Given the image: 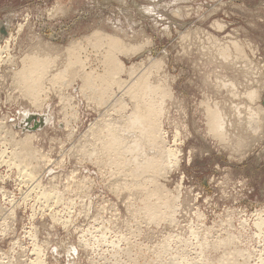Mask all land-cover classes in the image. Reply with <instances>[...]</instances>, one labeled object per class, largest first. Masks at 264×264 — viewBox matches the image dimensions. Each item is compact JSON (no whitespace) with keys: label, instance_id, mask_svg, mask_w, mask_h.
I'll list each match as a JSON object with an SVG mask.
<instances>
[{"label":"rangeland","instance_id":"1","mask_svg":"<svg viewBox=\"0 0 264 264\" xmlns=\"http://www.w3.org/2000/svg\"><path fill=\"white\" fill-rule=\"evenodd\" d=\"M96 30L139 47L117 53L124 68L119 80L132 79L131 66L134 75L150 70V84L169 89L155 92V102L165 95L155 122L177 164L165 158L160 172L131 179L134 157L130 163L125 158L132 154L117 153L130 164L120 160L127 168L120 170L112 154L101 152L108 138L100 136L124 122L133 99L115 84L100 93L108 67L104 47L87 39ZM72 43L82 44L73 59L66 50ZM0 49V264H37L38 257L45 264H264V0H0ZM30 53L54 61L42 81L39 109L17 75ZM75 53L84 58L80 68ZM154 60L158 67L149 68ZM75 65L79 73L52 86L57 70L74 71ZM82 70H94L91 88L81 89ZM115 94L127 102L118 113L111 104ZM206 109L221 113L224 135L210 132ZM33 114L48 121L31 130L24 125ZM25 134L34 149L26 159L31 178L20 169L25 160L11 155ZM156 146L149 155L161 142ZM153 178L173 201L155 219L145 204L164 200L147 193Z\"/></svg>","mask_w":264,"mask_h":264},{"label":"bare ground","instance_id":"2","mask_svg":"<svg viewBox=\"0 0 264 264\" xmlns=\"http://www.w3.org/2000/svg\"><path fill=\"white\" fill-rule=\"evenodd\" d=\"M17 31V30H16ZM85 38V37H84ZM87 39H94V40H96V44H99V45H97V46H101V47H104L103 49H105L106 50V53H105V56H101L102 55V53H101V55H99V56H101V57H104L105 59H104V62H105V64H107V65H105V67L107 66L108 67V69H105L106 70V72H105V75L104 76H101L100 77V75H102V74H100L99 76H98V74H96V76L97 77H99V78H97L98 80L101 78L103 81V83L102 84H105V88L103 87H101V83H99V84H101V85H99L98 87H100L99 89V91H101L100 93H102L103 91H104V89L105 90H107V88H108V86H110V87H112L111 85H113V84H115V85H117V90L119 91L120 89L122 90V92H120L121 94H123L122 96H124V93H125V96H127V94H128V96L130 95L131 96V99H133V100H131V101H133V103H131L130 101V104L132 105V107L130 108V110L128 111V113L126 114V115H124V122L121 124V125H119L121 122H120V120H118L119 122V124H115V122H111V123H114L115 125H113V124H111V125H113V127H110V125H108V127L110 128V130H106L105 131V129H103V130H101L100 129V131H105L104 133H106V135L104 134V136H100L101 137V139H102V137H105V138H108L106 141H104V143H102L103 144V146L101 145V147H102V149H101V152L103 151L104 153H106V156L105 157H107V156H109L110 154H112V156H110V157H108V158H110V161L113 163V164H118L119 165V162H120V160L121 161H124L123 160V158L121 159L119 156V154H121L122 156L121 157H123L124 155H126L127 153H129L130 155L132 154V156H130L129 158H125V156H124V158H125V160H127V159H130V158H133V159H130V160H133V162H131V161H129V160H127V161H129V163L131 162V164H133L134 165V167H133V165H132V167L130 168V169H132V170H130V174L132 173L133 175H131V176H134L135 174H138V176H140V175H142L144 172H147L148 173V171H149V173H150V171H152V174L153 173H158V172H160L159 171V169H162L161 167L163 166V163H162V161L163 160H165V158H166V160L168 161V163L170 162V163H175V164H177V162H176V155H175V152L176 151H174V150H172V149H170V147L169 148H167V147H165L164 145H162V143H164L165 142V140L163 141V140H161V137H160V127H159V121H158V123L157 122H155V119H157L158 118V116H156V112H158V109H159V114H161V112L164 110V109H160V107L161 106H159L158 107V105H160L159 103H163V102H160V101H162L164 98H163V96H165L166 95V91H168V90H162V88H164L165 86L164 85H162V87L160 86V87H157V86H155V84L153 85V84H150V82L152 81H148V77L145 75L146 73H147V75L150 77V73H148L149 71H148V69H146L148 72H146V73H142V71H141V74H139V72H138V74H137V72H136V75H134V73H135V71L132 69V68H134V67H131L130 66V68H128L127 69V71H128V74H129V76H130V78H132L130 81H129V79H128V81L127 80H125L124 81V79H123V81H122V79H120L119 80V78H117V76H118V73L119 72H121L122 70H124V68H123V64H122V62L119 60V58L117 57V53L119 52H121V53H125V55H127L126 53L128 52H130V53H132V51L134 52V51H136V50H138L139 49V47L138 46H135V45H131V44H129V43H127V42H124L122 39H120V38H118L117 36H114V35H108V33L107 34H105V33H102L101 31H99V30H96L95 32H93L92 33V35H90V36H88V38ZM214 40V39H213ZM3 41V40H2ZM86 41V40H85ZM79 42H81V41H79ZM87 42H89V41H87ZM233 42V41H232ZM147 43V42H146ZM7 44V43H6ZM73 45H71L70 47H69V49H66L67 50V52L69 51V53H71V58L73 59V51L76 49V48H78V47H81V43H72ZM81 44V45H80ZM92 44V43H91ZM90 44V45H91ZM78 46V47H77ZM94 46V45H93ZM85 47H86V45H85ZM85 47H83V49L85 48ZM94 48H97V47H94ZM223 48V47H222ZM4 49H6L5 48V46H4ZM80 50H82L81 48H79ZM1 50V49H0ZM105 50H103V53H104V51ZM224 50H225V48H224ZM241 50V49H240ZM2 51V50H1ZM5 51V50H4ZM83 51H85V49L83 50ZM36 52V51H35ZM75 52V51H74ZM76 52H77V49H76ZM242 52V51H241ZM37 53H38V51H37ZM78 53H80V52H78ZM31 54V53H30ZM221 54H222V52H221ZM28 55V54H27ZM68 55V54H67ZM78 54H74V57H75V59H76V64H78L79 65V68H80V64L83 62V59L81 60L80 59V56H77ZM120 55V54H119ZM226 55H228V54H226ZM241 55V54H240ZM222 56V55H221ZM85 57V56H84ZM98 57V56H97ZM227 57V56H226ZM48 58V57H47ZM55 58V57H54ZM66 58V57H65ZM64 58V59H65ZM69 58H70V56H69ZM87 58V57H86ZM223 58V57H222ZM226 59V58H225ZM11 60V59H10ZM24 60V61H23ZM22 61H23V67H22V69L19 71V72H17V75L21 78V79H23V81L22 82H24L25 83V85L23 86V87H25V91L27 92V95L30 97V100H31V103H35V105H36V103H38L39 101H41V99L39 100V96L42 94L43 95V93H41V91H43L42 89H43V84H45V83H42V81L43 80H46V79H44L45 77H44V75L45 74H47L46 73V70L48 69V71H49V68H50V70H51V63H53L52 62V59H51V61H50V59L48 58L47 60H46V58H43V57H40V56H38V55H34V54H31V55H28L26 58H24ZM149 60V59H148ZM152 60V59H151ZM65 61V60H64ZM68 61H71V60H68ZM73 61V60H72ZM72 61H71V63H69L70 65L72 64ZM102 61V60H101ZM103 62V61H102ZM103 62V63H104ZM21 63V62H20ZM66 63H67V61H66ZM48 64H49V66H48ZM55 64V63H54ZM62 64V63H61ZM87 64V63H86ZM53 65V64H52ZM68 65V64H67ZM70 65H68V67H71ZM73 65H74V63H73ZM148 65V64H147ZM158 65H159V61H157V60H154V61H152V63H151V67L149 66V68H152V67H158ZM83 66V65H82ZM81 66V68H83ZM53 67H55V66H53ZM63 67V66H62ZM75 67H76V65H75ZM106 67V68H107ZM65 69H62V70H57L58 71V73L56 74V75H54L53 77H56V79H48L49 81H50V83H52V86H54V84L55 83H59L60 84V86L64 83V81H63V76H65V75H67V76H71V73H72V75L74 76V74L76 75V73H77V71H78V73H79V69H78V67H76L77 69H75L74 71H72V70H66V69H68V68H66V67H64ZM53 69V68H52ZM84 69V68H83ZM126 69V68H125ZM135 69V68H134ZM153 69V68H152ZM157 69V68H156ZM159 69V68H158ZM157 69V70H158ZM104 70V69H103ZM137 70H138V68H137ZM143 70V69H142ZM145 70V71H146ZM55 71V70H54ZM94 71V70H93ZM93 71H88V72H86V71H84V70H82V72H80L81 74H79L80 76V78H82L81 80H83L82 81V84H81V89L82 88H87L88 87V85H87V87H86V84L88 83V84H90V87L89 88H91V85H93V83L94 82H92L93 81V77H94V75H93ZM160 71V70H159ZM76 72V73H75ZM122 72H124V71H122ZM125 72H126V70H125ZM154 72V71H153ZM66 73V74H65ZM68 73V74H67ZM127 73V72H126ZM53 74H55V73H53ZM64 74V75H63ZM153 74V73H152ZM151 74V75H152ZM114 75H115V77L118 79H114ZM117 75V76H116ZM168 75V74H167ZM46 76V75H45ZM109 76V77H108ZM47 77V76H46ZM75 77H77V76H75ZM249 77V76H248ZM52 78V77H51ZM156 78V77H155ZM154 78V79H155ZM97 79H95V80H97ZM100 79V80H101ZM108 79H110V80H108ZM47 80V81H48ZM72 80H73V77H72ZM70 81V80H68L67 82H68V86L69 85H71V83L73 82V81ZM94 80V81H95ZM46 81V82H47ZM163 81V80H162ZM54 82V83H53ZM69 82H71V83H69ZM96 82V81H95ZM100 82V81H99ZM164 82V81H163ZM23 83V84H24ZM165 83V82H164ZM237 83V82H236ZM167 84V83H166ZM55 85H58V84H55ZM65 85V84H64ZM63 85V86H64ZM158 85V84H157ZM235 85V84H234ZM236 85H238V84H236ZM67 86V85H66ZM94 86H96V83H95V85ZM164 86V87H163ZM231 86V85H230ZM229 86V87H230ZM233 86V85H232ZM22 87V86H21ZM79 87V86H78ZM236 87H238V86H236ZM57 88V87H56ZM60 88V87H59ZM101 88L103 89V90H101ZM158 88H161V90H159L160 92L161 91H163L164 93H165V95H164V93L162 92V94H160V95H158L159 96V100H156V102L154 101V99H153V97H155L156 96V94H158V93H155L156 91L157 92H159L158 91ZM233 88V87H232ZM231 88V89H232ZM235 88V87H234ZM68 89V88H67ZM73 89V88H72ZM88 89V88H87ZM110 88H108V90H109ZM166 89V88H165ZM83 90V89H82ZM86 90V89H85ZM97 90V89H96ZM116 90V91H117ZM18 91H19V89H18ZM24 91V90H23ZM24 91V92H25ZM110 91V90H109ZM233 91H235V90H233ZM46 92V91H45ZM81 92V91H80ZM93 92V91H92ZM94 92H95V90H94ZM97 92V91H96ZM105 92H107V91H105ZM138 92L141 94V95H138ZM41 93V94H40ZM119 93V92H118ZM136 93H137V95H136ZM170 93V92H169ZM234 93V92H233ZM250 93H252L251 94V97H253L252 95H254L253 94V91H250ZM249 93V94H250ZM26 94V93H25ZM106 94V93H105ZM109 94V93H108ZM26 95V96H27ZM96 95H98V93L96 94ZM45 96V95H44ZM47 96V95H46ZM64 96V95H63ZM95 96V95H94ZM104 96V95H103ZM106 96V95H105ZM104 96V97H105ZM111 96V95H110ZM157 96V97H158ZM169 96H170V94H169ZM168 96V97H169ZM255 96V95H254ZM25 97V96H24ZM98 97V96H97ZM113 97V96H112ZM135 97H137V99H135ZM157 97L155 98V99H157ZM171 97V96H170ZM64 98V97H63ZM86 98V97H85ZM90 98V97H89ZM95 98V97H94ZM100 98V97H99ZM60 99V98H59ZM62 99V98H61ZM73 99V98H72ZM86 99H88V97L86 98ZM101 99V98H100ZM127 99V98H126ZM148 99H150V100H148ZM171 99V98H170ZM39 100V101H38ZM42 100H43V98H42ZM66 100V99H65ZM89 100H91V99H89ZM89 100H87V101H89ZM102 100V99H101ZM101 100L99 101L100 103L99 104H101ZM130 100V99H129ZM136 100V101H135ZM62 101V100H61ZM106 101L107 100H105V103H106ZM109 101V100H108ZM127 101H128V99H127ZM159 101V102H158ZM28 102V101H27ZM30 102V101H29ZM103 102V101H102ZM124 99H122V97H121V95L119 94H115L114 95V99H113V102H111V104H112V109H116V113H118L117 112V110H119L120 108H121V110L124 108H126V104H124V103H127V102H124ZM128 102V103H129ZM157 102H158V104H157ZM40 104V103H39ZM39 104H37L36 105V107L39 105ZM64 104V103H63ZM104 104V103H103ZM157 104V105H156ZM164 104V103H163ZM208 104V103H207ZM213 104H215V103H213ZM33 105V104H32ZM34 105V106H35ZM41 105V104H40ZM40 105H39V107H37L38 109L40 108ZM206 105V104H205ZM219 105V104H218ZM155 106H157V107H155ZM107 107V106H106ZM110 107V108H111ZM127 107H128V105H127ZM213 107V106H212ZM214 107H216V106H214ZM119 108V109H118ZM164 108V107H163ZM206 108V107H205ZM210 108V107H209ZM208 108V109H209ZM252 108V107H251ZM71 109V108H70ZM74 109V108H73ZM96 109V108H95ZM111 109V110H112ZM115 109H114V111H115ZM218 109V108H217ZM161 110V111H160ZM222 110V109H221ZM259 110V109H258ZM113 111V112H114ZM206 111H207V109H206ZM248 111V110H247ZM254 111V110H253ZM262 111H264V110H262ZM71 112V111H70ZM208 112V111H207ZM24 113V112H23ZM22 113V114H23ZM28 113V112H27ZM27 113H25V114H27ZM105 113V112H104ZM123 113V112H122ZM121 113V114H122ZM165 113V112H164ZM167 113V112H166ZM225 113V112H224ZM223 113V114H224ZM75 114V113H74ZM125 114V113H124ZM158 114V115H159ZM253 114V113H252ZM251 114V115H252ZM119 115V114H118ZM162 115V114H161ZM29 116H31V115H28V116H26V117H29ZM109 116V115H108ZM119 116H121V115H119ZM119 116H117L118 118H119ZM160 116V115H159ZM225 116V115H224ZM248 116H249V114H248ZM161 117V116H160ZM208 123H209V126H210V132H211V130L213 131V134L214 133H216V136L217 135H219V136H222V135H224V133H223V131H222V128H224L223 127V125H222V122H221V113H219V111H217V110H214V111H212V112H208ZM41 118V117H40ZM42 118H44L45 119V121H48V119H46V117H42ZM41 118V119H42ZM107 118V117H106ZM106 118H105V120H104V118H103V120L106 122ZM154 119V120H153ZM223 119H224V117H223ZM116 120V119H115ZM114 120V121H115ZM122 120V119H121ZM154 122H153V121ZM158 120H160V119H158ZM4 121V120H3ZM69 121V120H68ZM67 121V122H68ZM117 121V120H116ZM223 121H225V120H223ZM28 121H26V123H27ZM42 124H43V121L41 120L40 121ZM108 122V121H107ZM106 122V123H107ZM64 124V123H63ZM66 124V123H65ZM95 124V123H94ZM105 123L103 122V124L102 125H104ZM117 125H119L120 127H119V131H120V129L121 130H123V131H121V132H119V131H114V130H118V128L116 127V129H114V127L115 126H117ZM227 125V124H226ZM229 125V124H228ZM98 126V125H97ZM95 127V126H94ZM104 127H105V125H104ZM103 127V128H104ZM252 127V126H251ZM65 128V127H64ZM98 129V131H99V127H97ZM100 128H101V126H100ZM209 128V127H208ZM250 128V127H249ZM225 129V128H224ZM97 130H95V132L97 131ZM209 130V129H208ZM227 131V130H226ZM88 132V131H87ZM94 131L93 132H91V133H95ZM108 132V133H107ZM97 133V132H96ZM95 133V134H96ZM100 133H102V132H100ZM212 133V132H211ZM227 133V132H226ZM225 133V134H226ZM98 134H99V132L97 133V136H98ZM27 134H25V139L24 140H20V141H17V144L15 145V148H17L18 150H15V149H13L14 151H12L13 153L11 154L12 155V161H13V159H17L18 158V160L20 161V163L23 161V160H25V161H23L22 163H21V165H20V169L22 170V171H24V173L26 174V176H28V177H32L34 174H33V171H31V169H29V167H28V165L29 164H27L26 162H28L26 159H29V156H31V158H32V155L34 154V149H31L30 147V140H31V138H32V136L29 134V135H27ZM100 135V134H99ZM102 135H103V133H102ZM95 136V135H94ZM227 136V135H226ZM229 136H230V134H229ZM100 137H99V139H97L96 138V142H100V141H97V140H100ZM215 137V136H214ZM20 138V137H19ZM87 138V137H86ZM94 138V137H93ZM127 138L129 139V140H127ZM221 138H223V137H221ZM227 139V138H226ZM127 140V141H126ZM102 141V142H103ZM146 141V142H145ZM163 141V142H162ZM222 141H223V139H222ZM229 141H230V139H229ZM160 142H161V146L159 147V149L158 150H154V152L153 151H151L152 153H150L151 155H149V153L147 152V149H149L150 147H156V148H158L156 145H159L160 144ZM221 142V141H220ZM93 143H94V141H93ZM101 143V142H100ZM158 143V144H157ZM15 144V143H14ZM96 144V143H95ZM151 145L149 148L147 147L146 148V150H144L143 149V147L145 146V145ZM166 144V143H165ZM14 146V145H13ZM79 147V146H78ZM153 147H152V149H153ZM92 148V147H91ZM95 148V147H94ZM93 149V148H92ZM92 149H91V151H92ZM151 149V148H150ZM85 150V149H84ZM98 150V152H100L99 150L100 149H97ZM2 151V150H1ZM149 151V150H148ZM93 152H95V151H93ZM119 152V154H117ZM124 153H126V154H124ZM37 154V153H36ZM93 154V153H92ZM95 154V153H94ZM97 154V153H96ZM116 154H117V156H116ZM124 154V155H123ZM82 154H80V156H81ZM105 155V154H104ZM119 155V156H118ZM128 155V154H127ZM126 155V156H127ZM41 156V155H40ZM91 156V155H90ZM101 156H103V155H101ZM129 156V155H128ZM127 156V157H128ZM20 157V158H19ZM82 157V156H81ZM86 157V156H85ZM117 157H119V158H117ZM9 158V157H8ZM21 158H22V161H21ZM34 158V157H33ZM101 158V157H100ZM108 158H105V159H107V161H108ZM36 159V158H35ZM47 161V160H46ZM87 161H88V159H87ZM101 161H103V160H101ZM126 161V162H127ZM8 162V161H7ZM17 162V161H16ZM35 162V161H34ZM109 162V161H108ZM125 162V161H124ZM124 162H123V164H124ZM125 162V166L126 165H130V164H127ZM14 164V163H13ZM46 164V163H45ZM56 164V163H55ZM100 164V163H99ZM101 164H103V163H101ZM100 164V165H101ZM111 164V163H110ZM122 164V163H121ZM120 164V165H121ZM122 164V165H123ZM165 164V163H164ZM167 164V163H166ZM15 165V164H14ZM94 165V164H93ZM107 165H108V163H107ZM119 165V166H120ZM121 165V166H122ZM8 166V165H7ZM110 166V165H109ZM108 166V167H109ZM119 166H117V169H118V167ZM121 166L119 167L120 168V170L121 169H125L126 167H128V166H126L125 168L124 167H122L121 168ZM16 167V166H15ZM19 167V166H18ZM102 167V166H101ZM35 168V167H34ZM36 168H37V166H36ZM11 169V168H10ZM127 169V168H126ZM164 169V168H163ZM16 170V169H15ZM20 170V171H21ZM104 170V169H103ZM128 171V170H127ZM154 171V172H153ZM18 172V171H17ZM77 172V171H76ZM23 173V174H24ZM113 173V172H112ZM118 173H119V171H118ZM124 173H126V172H124ZM124 173H121V174H124ZM16 174V173H15ZM21 174V173H20ZM116 174H117V172H116ZM128 173H126V175H127ZM22 175V174H21ZM109 175H111V174H109ZM113 175V174H112ZM146 175V174H145ZM161 175V174H160ZM163 175V174H162ZM25 176V175H24ZM106 176V175H105ZM108 176V175H107ZM118 176H119V174H118ZM144 176V174L142 175V177ZM152 176V175H151ZM155 176V175H154ZM37 177H38V175H37ZM124 177V176H123ZM130 177V176H129ZM35 178V177H34ZM131 179H133V178H137V176L135 177H130ZM144 178V177H143ZM75 179V178H74ZM130 179V180H131ZM140 179V178H139ZM138 179V180H139ZM73 180V179H72ZM117 180V179H116ZM148 180V182H150L149 181V179H147ZM68 181V180H67ZM77 181V180H76ZM135 181V180H134ZM146 181V180H145ZM152 181V183L154 184V187H153V189L151 190V191H148V188H147V193L149 194V193H151V195L153 194L154 196L155 195H161V197H163L162 199L164 200V201H162V202H160L161 204H157V205H155V204H150L149 202H148V204H145V205H147V206H145L146 208H147V210H148V212L150 213V215L153 217V216H156L157 214V212H158V210L162 207L163 209L164 208H167L168 210L172 207V203H173V201H170L171 200V198H170V200L168 199V197H166V196H164L163 194H162V192H164V190H163V188L160 186V185H158L157 183H156V180L153 178V180H151ZM25 182V181H24ZM58 182V181H57ZM81 182V181H80ZM86 182V181H85ZM117 182V181H116ZM130 182V181H129ZM147 182V183H148ZM120 183H121V181H120ZM119 183V184H120ZM140 183V182H139ZM141 183H142V181H141ZM31 184V183H30ZM84 184V183H83ZM130 184V183H129ZM37 185H39V184H37ZM72 185V184H71ZM118 185V184H117ZM143 185V184H142ZM145 185H146V182H145ZM136 186H137V184H136ZM141 185H139V187H140ZM152 186V185H151ZM35 187H36V185H35ZM34 187V188H35ZM45 187V186H44ZM124 187V186H123ZM122 187V188H123ZM131 188L133 187V186H130ZM135 187V186H134ZM65 188V187H64ZM113 188V187H112ZM121 188V187H120ZM144 188H145V186H144ZM143 188V189H144ZM39 189V188H38ZM52 189V188H51ZM50 189V190H51ZM56 189V188H55ZM85 189V188H84ZM89 189V188H88ZM125 189V188H124ZM134 189V188H133ZM136 189V188H135ZM142 189V188H141ZM53 190V189H52ZM76 190V189H75ZM128 190H129V188H128ZM47 191V190H46ZM48 192V191H47ZM57 192V191H56ZM119 193V192H118ZM42 194V193H41ZM57 194V193H56ZM55 194V195H56ZM168 194V193H167ZM178 194V193H177ZM61 195V194H60ZM46 196V195H45ZM44 196V197H45ZM52 196V195H51ZM59 196V195H58ZM63 196V195H62ZM130 196V195H129ZM38 197H40V196H38ZM38 197H37V199H38ZM48 197H50V196H48ZM53 197V196H52ZM147 197H148V195H147ZM149 197H150V195H149ZM152 197V196H151ZM173 197V196H172ZM46 198V197H45ZM59 198V197H58ZM63 198V197H62ZM89 198V197H88ZM174 198V197H173ZM42 199H44V198H42ZM47 199V198H46ZM50 199H52V198H50ZM55 199H57V198H55ZM68 199V198H67ZM71 199V198H70ZM175 199V198H174ZM146 200V199H145ZM38 201V200H37ZM55 200L53 199V202H54ZM66 201V200H65ZM175 202V201H174ZM57 202H55V204H56ZM67 203H68V201H67ZM70 204H71V202H70ZM63 205V204H62ZM72 205V204H71ZM174 205V204H173ZM49 206H51V205H49ZM84 206V205H83ZM43 207V206H42ZM179 207V206H178ZM68 208V207H67ZM145 208V209H146ZM166 209V210H167ZM11 210V209H10ZM147 210H145V211H147ZM31 211V210H30ZM66 211H67V209H66ZM72 211V210H71ZM141 211H143V210H141ZM65 212V211H64ZM69 212V211H68ZM264 212V211H263ZM10 213V212H9ZM37 213V212H36ZM53 213V212H52ZM70 213V212H69ZM2 214V213H1ZM12 214V213H11ZM54 214H56V212L54 213ZM60 214V213H59ZM67 214V213H66ZM51 215V214H50ZM5 216V215H4ZM10 216V215H9ZM34 216V215H33ZM258 216V215H257ZM53 217V216H52ZM60 217V216H59ZM157 217V216H156ZM154 218V217H153ZM54 219V218H53ZM52 219V220H53ZM59 219H61V218H59ZM64 219V218H63ZM68 219V218H67ZM67 219H65V221L67 220ZM155 219V218H154ZM260 219V218H259ZM262 219V218H261ZM56 220H58V219H56ZM69 220V219H68ZM153 220V219H152ZM134 221V220H133ZM59 222V221H58ZM57 222V223H58ZM66 222H68V221H66ZM65 222V223H66ZM260 222V221H259ZM263 223V222H262ZM103 224V223H102ZM253 224V223H252ZM259 224V223H258ZM51 225V224H50ZM264 226V225H263ZM31 228V227H30ZM5 229V228H4ZM35 232V231H34ZM104 233V232H103ZM108 234V233H107ZM35 235V234H34ZM195 237V236H194ZM77 238V237H76ZM196 238V237H195ZM16 240V239H15ZM195 240V239H194ZM84 242V241H83ZM46 243V242H45ZM85 244V243H84ZM88 245V244H87ZM205 245V244H204ZM208 245V244H207ZM40 247V246H39ZM89 247V246H88ZM73 248V247H72ZM164 248V247H163ZM37 249V248H36ZM234 250V249H233ZM37 251V250H36ZM42 251V250H41ZM37 253V252H36ZM39 253V252H38ZM37 253V254H38ZM45 254V253H44ZM252 254V253H251ZM260 255V254H259ZM35 256V255H34ZM42 257V256H41ZM248 257V256H247ZM39 258V257H38ZM37 258V259H38ZM185 258V257H184ZM258 258V257H257ZM35 259H36V257H35ZM36 259V263L37 264H45V262H43L42 260H40L39 259V261ZM181 259V258H180ZM221 260V259H220ZM38 261V262H37ZM185 263V262H184ZM235 263V262H234Z\"/></svg>","mask_w":264,"mask_h":264},{"label":"water","instance_id":"3","mask_svg":"<svg viewBox=\"0 0 264 264\" xmlns=\"http://www.w3.org/2000/svg\"><path fill=\"white\" fill-rule=\"evenodd\" d=\"M38 119V121H37ZM27 120V119H26ZM29 120V121H28ZM28 124L25 123V127L27 128H30L31 130H36L37 128H39L40 126H42L43 124L40 122L41 121V118L36 115V114H33L31 116H29V119H28ZM33 121V122H32ZM33 123V124H32ZM30 124H32V127L30 126Z\"/></svg>","mask_w":264,"mask_h":264}]
</instances>
